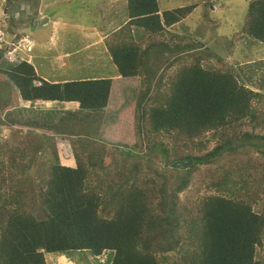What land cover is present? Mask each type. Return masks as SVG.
<instances>
[{"label":"trees","instance_id":"trees-1","mask_svg":"<svg viewBox=\"0 0 264 264\" xmlns=\"http://www.w3.org/2000/svg\"><path fill=\"white\" fill-rule=\"evenodd\" d=\"M113 1L114 17L123 18L119 26L106 28L111 14L96 25L111 60L105 77L42 78L38 71H44L25 58L6 61L11 43L0 47V70L12 82L4 83L12 92L15 88L14 98L64 101L89 111L104 108L99 134L128 149L120 151L121 160L112 157L114 165L122 166L115 180L108 169L112 161L103 158L104 150L94 140L63 137L52 128L66 115L43 125L42 131L53 134L58 144L52 151L34 130L24 142L0 138V264H46V254L81 257L92 264L89 257L98 263L103 251L108 252V264H264V75L251 79L249 88L239 76L241 68L229 64L213 45L170 29L198 2L167 8L158 0H125L124 9ZM245 1L229 51L233 40L243 36L264 42V0ZM104 2L96 0V8ZM209 4L205 1L202 7L206 10ZM17 5L18 0H6L2 6ZM7 19L6 34H11L21 19ZM15 33L14 42L21 37L17 28ZM113 76L126 80L117 107L112 83L119 79ZM131 105L128 121L123 109ZM11 106L3 102L2 111L12 117L8 122L0 115V126L14 123L32 129L29 118H18ZM131 133H136L133 143L126 139ZM142 144L147 151L157 147L166 156L170 152L173 160L192 162L186 169H174L181 179L158 174L145 162L146 168L140 169L141 159L135 155L131 162L130 157ZM28 148L30 156L25 154ZM62 148L72 151L66 155ZM59 149L66 162L62 165ZM166 156L163 161L168 163ZM36 160L44 165L50 161L47 178L32 189L25 171ZM193 169L210 193L177 203V193L186 189Z\"/></svg>","mask_w":264,"mask_h":264},{"label":"rangeland","instance_id":"rangeland-1","mask_svg":"<svg viewBox=\"0 0 264 264\" xmlns=\"http://www.w3.org/2000/svg\"><path fill=\"white\" fill-rule=\"evenodd\" d=\"M105 2L96 8V0H18L20 5L15 7H10L9 9H4L3 4L6 3L5 0H0V31H6L9 27V15L13 16L15 20L14 23L21 19L17 23V31L21 34L22 41L17 40L13 41L16 28L12 30V33L1 36L0 41L13 42L14 46L12 52H9L6 57L8 63H18L21 59L18 54L17 57L12 56L13 50H25L29 49L33 45L34 53L41 52L38 57L34 60L35 66L37 69H41L46 72L48 79L59 78H78L79 76H93L97 78L99 74L100 66L106 65L110 67L111 60L108 59V56L104 53L102 45L91 46L92 42L98 37V33L95 34L92 32L95 30L97 24H103L106 19H103L104 15L111 14L110 21L106 24V28L110 30L114 19H117V16L114 17L116 13L113 14V9H110L109 0H104ZM163 7L171 8L179 5H187L190 1L198 2V5L193 12L185 17L177 26H174V31L192 33L197 35L206 43L213 45V47L222 55H224L225 60L230 64L237 65L241 68V76L244 80V83L247 87L251 88V79H256L261 75H264V42L254 41L253 38L248 36H243L239 39L233 40L234 45L231 50H228V45L230 43L229 39L234 34V32L240 27L242 21L239 19L240 16H244L246 10L247 1L245 0H160ZM211 2L208 5V8L205 10V7H202L203 2ZM39 2V4H38ZM17 3V1H16ZM124 2L121 1L116 4V7L123 5ZM246 5V6H245ZM19 8V9H18ZM245 8V9H244ZM100 9V10H99ZM4 10V11H3ZM102 10V11H101ZM244 11V12H243ZM243 12V13H242ZM44 15V16H43ZM208 15L211 19L204 22L201 17H206ZM48 17L51 18L49 22ZM114 18V19H113ZM47 22L45 26L40 25V22L43 20ZM243 19V17H242ZM110 24V27H109ZM95 26V27H94ZM3 27V28H1ZM3 29V30H2ZM33 31V33H32ZM53 32L56 37H60L59 41L52 39L51 41L47 38L49 33ZM32 33V34H31ZM8 35V36H7ZM102 36V35H101ZM203 36V37H202ZM35 38V44L30 38ZM97 44V43H96ZM102 44V43H101ZM28 45V46H27ZM35 45V46H34ZM20 46L21 48H19ZM62 50L66 53L71 54L67 58H56L57 52ZM103 49V50H102ZM108 55V54H107ZM27 59L29 58L26 57ZM17 59V60H16ZM48 60L45 61V60ZM210 62L214 65L213 60ZM44 63L47 64L44 66ZM50 64V65H49ZM207 64H210L207 62ZM103 71H100L101 74H109V68L101 67ZM243 71V72H242ZM41 74V73H40ZM63 77V78H62ZM249 77V80L246 79ZM126 83V80L120 78L115 82L114 91L112 96L114 107H117L121 104L124 99L120 92V85ZM132 87L136 83L132 82ZM254 87V86H253ZM253 90L259 91L260 88L254 87ZM14 93L10 90L9 86L0 79V115L3 119L10 121L12 114L9 112L2 111V104L4 101L12 103L10 109H15L18 107V103L14 105L15 98ZM16 106V107H15ZM45 107V106H44ZM44 107L41 109L43 112ZM127 107V106H125ZM133 106L128 107V109H123L126 112L124 113V119L130 121L132 116ZM32 111H30L31 113ZM23 113H27L26 108L23 109ZM123 113L121 115H123ZM104 108L99 111L93 110L92 112L76 115L68 114L64 118V122L61 124L57 123L56 126L52 128L59 130V134L62 130H65L67 136L73 137H89L97 143V146L101 147L104 150L103 158L106 160L112 161L110 164L109 175L115 180L120 176L122 171V166L120 163L116 162L114 165V159L112 157H118L117 159L121 160L120 151L124 152L123 148L117 144L109 143L110 140L105 139L103 132L99 134L102 125L104 124V119L106 120ZM18 117V116H17ZM4 122V121H3ZM53 122V121H52ZM39 123V122H38ZM50 125L49 123H44ZM12 123L8 126V123L1 124L0 128L4 129L0 132V138L2 140L8 139L11 141L17 140L20 138V141L24 142L29 137L30 131L33 129L19 128L16 124ZM63 126V127H62ZM24 129V130H23ZM25 131V133H20ZM122 131V130H121ZM110 130L108 137L110 135ZM78 135V136H77ZM45 142L50 146L51 151L56 148V139L53 135L43 137ZM136 138V133H131V137L126 138L129 143H133ZM164 142L169 140L162 137ZM60 147V145H59ZM63 149V148H62ZM134 153L130 157V161L133 162L136 159L137 155L141 159L140 169L146 168L145 164H148L150 167L152 165L153 169L156 170L158 174L170 175L175 179H181V173L174 171V168L171 167L170 162L174 160L169 157L170 152L166 153L154 147L151 151H147V148L144 144L142 146L138 145L133 149ZM182 152V148L180 147ZM179 151V152H180ZM27 156L32 155V150L27 149L25 152ZM23 156V155H22ZM168 157L170 162L165 163L163 159ZM3 157V156H2ZM6 159L5 157H3ZM22 158V157H21ZM144 160V161H143ZM50 160H47L45 165L37 160L33 163L31 168L26 170L25 177L28 180L30 187H41V179L47 178L48 170L47 163ZM59 161V160H58ZM61 163H66L63 160H60ZM177 169V168H176ZM181 170V169H178ZM191 171V178L188 186L183 191L177 193V203L184 201L188 197L199 199L202 194H209V191L204 189L205 183H201L203 179L200 180V176L197 171ZM151 171V170H150ZM196 182V183H193ZM195 184V185H194ZM39 189V188H38ZM199 194V195H198ZM187 205V204H185ZM256 210V206H254ZM261 254L264 255V248L261 249ZM76 256L78 254H75ZM108 252L103 251L100 256V261L97 263L89 257L92 264H108ZM46 264H85L80 258L75 257L77 260H73L70 257L65 255L57 254H46Z\"/></svg>","mask_w":264,"mask_h":264},{"label":"crops","instance_id":"crops-1","mask_svg":"<svg viewBox=\"0 0 264 264\" xmlns=\"http://www.w3.org/2000/svg\"><path fill=\"white\" fill-rule=\"evenodd\" d=\"M120 1H121V3H122V1L125 2V0H115L113 2L119 3ZM110 2H111V0H109V3ZM109 6L112 7L110 4H109ZM123 7H124V5H123ZM124 9H125V7H124ZM48 20L50 22L51 21V18L48 17ZM121 20H123V18L121 16L120 17H117V19L114 20V22L112 23V27L114 26L116 28L117 26H119V23H120ZM39 24L45 26L47 24V22L44 19L43 22H40ZM92 32L93 33L94 32H97L98 33V37L95 38V40L92 42V45L91 46L100 45V43H102V40H103V36H101L102 35V30H98L95 27V30L92 31ZM32 33H33V31H32ZM94 34L96 36V33H94ZM47 38L50 41L52 39H54V38L56 39V41H59L60 40V37H56L53 32H50ZM33 39H35V38H32V37L30 38V40L33 41L32 43L35 44V40L36 39L35 40H33ZM18 47L21 48L20 46H18ZM102 47L104 49V50L103 49L102 50L104 51V53L106 54V56H108L107 55V52H106V49H105V47L103 45V43H102ZM12 48L10 49L11 51H9V52H12ZM30 48H31V50L28 51V52H26L25 50H22V49L19 50V51H17V49L15 51L13 50L12 56L14 55L15 57H17L16 54H19L22 59H24V58L27 59L26 57L29 56V58L27 59L28 62H30L33 65H35V63H34L35 56L37 58H39L38 55L41 52L38 51V52H35L34 53L33 45ZM56 55H57L56 58H62V57L67 58V57L71 56V54L62 51L61 49L57 52ZM108 59H109V57H108ZM45 61L48 62L47 59ZM101 67L109 68V70H110V67H107L106 65H104V66L101 65L100 66V69L98 70L99 71V74H97L96 76L97 77H102V76L105 77V76H107L108 74H105L104 75V74H101L100 73V71H103L101 69ZM38 73L39 74L41 73V77L42 78H46V79H48V77L52 78L51 76H48L46 72H44L45 73L44 74V73L38 71ZM85 77H88V76H85ZM90 77L91 78H95L94 75L93 76H90ZM78 78H81V77H78ZM114 78L120 79L121 77L116 76ZM0 79L3 80L4 82L6 81V77L5 76H3V79L0 76ZM67 79H73V78H71V77L70 78L69 77L68 78L64 77V80H67ZM53 80L54 81H64L63 79H59V78H53ZM112 84L114 85V83H112ZM13 90H14L13 93L15 94V88H13ZM17 103H18V107L15 106L16 108L14 109L15 110V114L18 116V118L28 117L29 118L28 121H30V123H31V124L30 123H28V124H30L31 127H32V129H34V130H39V129L43 128V126H37L36 125V124H40L41 122L51 124L52 121H56L57 119H61V117H63L64 115L67 116L68 114H76V115L79 116V115H82V114H85L86 113L85 111H81V110H78L77 108H75L76 107L75 104H69V103H66V102H58V101H39V102L34 101V102H31V101H28V100H20V99L18 100L17 98H15L14 105L17 104ZM43 107H44V110L42 112L41 109ZM24 108H26L27 113H23V109ZM30 111H32V112L30 113ZM60 135H62L63 137L67 136L65 134H60Z\"/></svg>","mask_w":264,"mask_h":264},{"label":"clouds","instance_id":"clouds-1","mask_svg":"<svg viewBox=\"0 0 264 264\" xmlns=\"http://www.w3.org/2000/svg\"><path fill=\"white\" fill-rule=\"evenodd\" d=\"M5 1H6V0H5ZM158 1L161 3L160 0H158ZM189 3H190V2H189ZM38 4H39V2H38ZM161 7H163V6H162V3H161ZM12 17H13V16H12ZM161 21H162V18H161ZM174 26H177V24H174ZM174 26H171L170 29H171V30H174ZM115 29H116V28H115ZM2 30H3V29H2ZM175 31H176V30H175ZM5 32H6V31H4V30H3V31H0L1 36H5ZM177 32H179V31H177ZM1 36H0V37H1ZM19 41H22V39L20 38ZM3 42H4V43H8V41H4V40H2V41H0V47H1V45H3ZM9 43H11L12 45L14 44V43H12V42H9ZM30 50H31V48L27 49L26 52H28V51H30ZM9 51H11V50H8V51H6V52L4 53V58H5V59H6V57L8 56L7 54H8ZM17 53H18V52H17ZM220 54H221V53H220ZM17 55H18V54H16V56H17ZM223 56H224V55H223ZM224 58H225V57H224ZM21 59H22V58H21ZM21 59H20V60H21ZM20 60H19V61H20ZM6 61H7V60H6ZM19 61H18V62H19ZM27 61H28V60H27ZM10 64H11V63H10ZM31 64H32V63H31ZM7 67H8V66H7ZM7 67H6L5 69H7ZM1 70H3V69H1ZM1 70H0V76H1V78L3 79V76H5V77H6V81H8V82L10 83V85L12 86V85H13L12 82L8 79V77L6 76V74H5L3 71H1ZM2 75H3V76H2ZM35 83H39V82H35ZM50 101H51V100H50ZM52 101H58V100H52ZM58 102H64V101H58ZM66 103H67V102H66ZM75 108H77V107H75ZM77 109H78V110H81V109H79V108H77ZM104 110H105V109H104ZM81 111H85L86 113L92 112V111H89V110H81ZM83 113H84V112H83ZM86 113H85V114H86ZM35 124H36V123H35ZM36 125H37V126H43V125H46V124L40 123V124H36ZM33 130H34V129H33ZM34 132H35V133L42 134V137L53 135V134H49V132H43V131H42V128L39 129V130H34ZM61 134H65V132H61ZM59 135H60V134H59ZM65 135H66V134H65ZM61 136H62V135H61ZM77 136H78V135H77ZM66 143H67V139H65V140L63 141V144H66ZM57 146H58V144H57ZM57 146H56V148H57ZM59 148H60V147H59ZM126 149H127V148H126ZM127 150H128V149H127ZM64 151L66 152V155H68L72 150H64V149H63V152H64ZM39 153H40V152H37V153H35V154L39 155ZM61 155H62V152H61L60 149H59V163H60V165L64 164V163H61V162H60V160H62V159H61ZM188 159L192 162V160H191L190 158H188ZM188 159L174 160L173 162H170L169 165L171 164V167L174 168V169L177 168V169H181V170H183V169H186L191 163H190L189 165H187L186 167H184V168L174 167V166H173V163L176 162V161H186V160H188Z\"/></svg>","mask_w":264,"mask_h":264},{"label":"water","instance_id":"water-1","mask_svg":"<svg viewBox=\"0 0 264 264\" xmlns=\"http://www.w3.org/2000/svg\"><path fill=\"white\" fill-rule=\"evenodd\" d=\"M124 152H128V150L126 148H123ZM191 163V161L188 159L186 161H176L173 163L174 167H178V168H184L187 165H189Z\"/></svg>","mask_w":264,"mask_h":264}]
</instances>
